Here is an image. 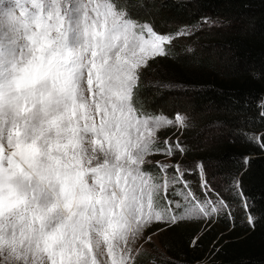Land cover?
<instances>
[{
	"label": "snow or ice",
	"instance_id": "6c2138e0",
	"mask_svg": "<svg viewBox=\"0 0 264 264\" xmlns=\"http://www.w3.org/2000/svg\"><path fill=\"white\" fill-rule=\"evenodd\" d=\"M185 34H158L114 0H11L7 7L0 0L6 261L133 264L139 249L132 245L154 222L172 225L217 211L192 203L191 193H177L184 204L169 200L170 186L187 187L185 172L179 163L148 158L183 154V146L169 138L161 144L158 132L174 121L134 99L139 70ZM185 121L176 115L175 125ZM153 163L157 172L146 167ZM171 167L176 175L169 176Z\"/></svg>",
	"mask_w": 264,
	"mask_h": 264
},
{
	"label": "trees",
	"instance_id": "16d2710c",
	"mask_svg": "<svg viewBox=\"0 0 264 264\" xmlns=\"http://www.w3.org/2000/svg\"><path fill=\"white\" fill-rule=\"evenodd\" d=\"M132 3L124 0L119 7L127 6L131 15L150 16L164 29L199 28L193 53L174 61L161 58L163 83L145 85L142 80L135 99L136 106L141 102L152 114L170 97L188 99L185 108L195 116L197 127L183 132L179 142L184 156L181 159L177 150L171 163L184 161L180 166L187 187L178 183L181 193H191L188 199L201 203L211 198L219 211L207 224H157L150 234L166 228L160 235L166 255L157 263L264 264V0H146L140 7ZM172 135L162 136L161 144L165 138L175 142ZM147 168L158 171L155 164ZM169 169V176L176 175L174 167ZM177 193L173 186L167 190L169 200L182 204L183 195L181 199ZM134 263L154 260L139 254Z\"/></svg>",
	"mask_w": 264,
	"mask_h": 264
},
{
	"label": "rangeland",
	"instance_id": "374dc122",
	"mask_svg": "<svg viewBox=\"0 0 264 264\" xmlns=\"http://www.w3.org/2000/svg\"><path fill=\"white\" fill-rule=\"evenodd\" d=\"M145 1L146 0H133L132 5L134 7L135 6L140 7L141 5L144 4ZM176 1H182V0H176ZM114 2L119 7V4L124 2V0H114ZM3 3H4L5 7L10 5L9 0H3ZM119 8L126 11L128 17L131 18L132 20L136 21L138 24L150 25L158 34H174V33H177L178 31H180L182 29L186 30V34L184 36L175 37L172 40L171 44L166 46L167 55H165L163 57H156V58L150 60L147 67H142L139 70L140 79L138 82V86L140 85V82H142V80L145 83V85H153V86L161 85L163 83L162 82V79H163L162 72H166V71L163 68V62L162 61L160 62V59L165 57L169 60L174 61L175 57H177L178 55H185L188 53H193V51L195 49V41H194L195 34L199 28L194 27V26H187V27H181L180 28V27L176 26L175 28H171L169 30L164 29L158 23L156 24V22H154V21L152 22L150 20V16L145 15L144 17H142L138 14L131 15L129 13V9L127 6L119 7ZM210 25H212V23L209 22V26ZM203 28L204 27H202V29ZM165 31H167V32H165ZM188 49H191V51H188ZM135 95H136V91H135ZM134 99H135V97H134ZM135 102H137L136 99H135ZM187 103H188V99H186L185 97H181V98L180 97H178V98L170 97V100L168 101L166 106L163 105L160 107L159 110L156 111V113L154 115L163 114L164 116H166L169 119H172L174 121L173 126H169V127L158 132V136H159L161 142H162V136H165V135L171 134V133H173L172 136H174L175 141H177V140L180 141L183 138L182 137L183 132H185V134H186V132L193 131L197 127V122H196V119L194 118L195 116L192 115L187 108H185V107H187L186 106ZM139 104L140 105H138L137 107L142 106L141 102ZM176 106H178V108ZM146 109L149 111H152L151 109H148V108H146ZM146 112H148V111H146ZM148 113H150V112H148ZM177 114H180V115L186 117V121H185L186 127H180L178 125H175V117ZM177 134H179V136H177ZM183 156H184V151H183V154H181L180 158L182 159ZM158 157H161V158L158 159ZM148 159L153 161V162L156 160V161H160L164 164L172 165L171 157H167L166 155H163V154H154V155L150 156ZM181 159L177 163H179V165H181V166H185L184 161H181ZM148 165H152V164H148ZM148 165H146V167ZM201 166H202L203 172H204V167L201 163L198 165V168L201 170ZM169 171H171V170L169 169ZM203 172H202V174H203ZM172 175H170V176H172ZM203 177H204V175H203ZM172 186H173L174 190H178V193H181V188L179 187L178 183L175 185H172ZM163 195H164V193H163ZM179 196L182 199V195H179ZM190 201L192 203L197 202L194 200V197H191ZM182 202H183L182 204L185 203L183 199H182ZM205 204H206V206L209 207V209H212V208L216 209L214 202L211 198L209 199V203L205 202ZM218 212L219 211L217 210L215 212H211L210 216L201 215L200 218L186 219L183 222L188 223L191 221H202V222H205L207 224L210 217L215 216L216 214H218ZM249 217L250 216H248V219H247L248 221H249ZM159 223H161V222H154L150 226V228L146 230L145 236L143 238H141L139 241H137L136 244L132 245L134 250L139 249L138 252L134 251V253H133V255L135 257L134 262L136 260V257L139 254H143L146 258L153 259L154 263H152V264H158L157 259L165 258L166 252L160 243V235L163 233L164 230L163 231H157L155 233L150 234V231L152 229H154L156 227V225ZM148 236L151 237L150 240L147 239ZM134 262H133V264H135ZM0 264H11V262L6 261L4 259V256L0 255Z\"/></svg>",
	"mask_w": 264,
	"mask_h": 264
},
{
	"label": "water",
	"instance_id": "95a60500",
	"mask_svg": "<svg viewBox=\"0 0 264 264\" xmlns=\"http://www.w3.org/2000/svg\"><path fill=\"white\" fill-rule=\"evenodd\" d=\"M249 158H250V157H249ZM249 158H248V159H249ZM248 159H247V160H248ZM165 229H166V228H164V229H162V230H160V231H163V230H165Z\"/></svg>",
	"mask_w": 264,
	"mask_h": 264
}]
</instances>
